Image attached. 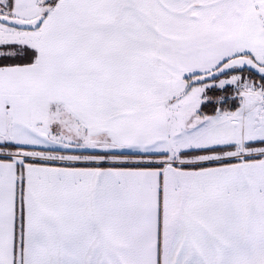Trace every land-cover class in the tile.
Masks as SVG:
<instances>
[{"label": "snow or ice", "instance_id": "6c2138e0", "mask_svg": "<svg viewBox=\"0 0 264 264\" xmlns=\"http://www.w3.org/2000/svg\"><path fill=\"white\" fill-rule=\"evenodd\" d=\"M0 264H264V0H0Z\"/></svg>", "mask_w": 264, "mask_h": 264}]
</instances>
